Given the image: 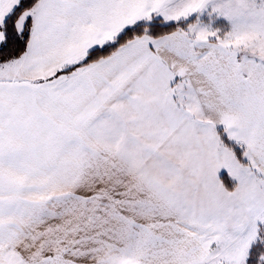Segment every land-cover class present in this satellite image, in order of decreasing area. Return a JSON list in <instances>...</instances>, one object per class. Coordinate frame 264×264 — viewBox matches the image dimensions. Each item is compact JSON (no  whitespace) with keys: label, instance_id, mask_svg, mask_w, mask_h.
Returning <instances> with one entry per match:
<instances>
[{"label":"snow or ice","instance_id":"snow-or-ice-1","mask_svg":"<svg viewBox=\"0 0 264 264\" xmlns=\"http://www.w3.org/2000/svg\"><path fill=\"white\" fill-rule=\"evenodd\" d=\"M0 264H264V0H0Z\"/></svg>","mask_w":264,"mask_h":264}]
</instances>
